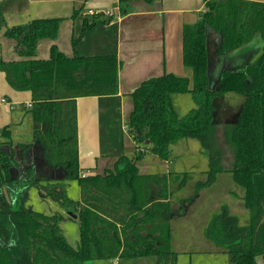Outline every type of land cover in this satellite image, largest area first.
I'll return each mask as SVG.
<instances>
[{
	"label": "trees",
	"instance_id": "16d2710c",
	"mask_svg": "<svg viewBox=\"0 0 264 264\" xmlns=\"http://www.w3.org/2000/svg\"><path fill=\"white\" fill-rule=\"evenodd\" d=\"M130 1L119 2V14L129 11ZM203 1L197 22L184 25L181 32L182 63L192 70V78L168 73L151 77L134 89L127 122V134L135 145L134 158L120 155L113 169L102 175H79L75 99L63 87L73 82L79 71L85 77L77 85L87 86L86 77L98 73L93 68L96 65H103L104 74L113 80L115 60L67 57L55 46L50 48L48 60L0 58V71L9 87L31 93L32 102L25 108L35 125L32 143L18 145L22 151L19 158L8 128L0 132V264H87L149 256L156 264H175L168 224L174 211L165 201L169 195L166 177L139 174L135 163L147 153L170 161L171 142L194 138L208 155L206 179L195 184V192L214 182L223 168L215 138L213 101L227 93L241 96L243 105L236 121L222 128L232 154L231 164L224 170L244 189L242 204L249 212V223L242 224L223 212L211 220L208 232L229 257L228 264H258V257L264 260V3ZM81 9L74 10L72 17ZM100 16L92 14L89 20H82L80 34L71 41L73 50ZM59 23L57 19L33 20L8 28L0 13V28L5 26L4 36L16 41L14 51L20 57L34 56L39 40L54 39ZM207 27L221 35L217 49L221 55L236 51L257 36L260 39L253 60L222 70L213 87L208 85ZM186 92L195 107L179 117L172 96ZM33 146L39 149L46 168L60 170L57 183H77L79 201L66 199L63 190L57 192L54 185L43 184L41 193L35 163L20 168L26 165L25 152ZM34 188L76 215V247L68 244L59 227L60 214L26 208L28 192ZM146 225H151L150 231Z\"/></svg>",
	"mask_w": 264,
	"mask_h": 264
},
{
	"label": "crops",
	"instance_id": "0c3cea01",
	"mask_svg": "<svg viewBox=\"0 0 264 264\" xmlns=\"http://www.w3.org/2000/svg\"><path fill=\"white\" fill-rule=\"evenodd\" d=\"M120 1L124 0H0V13L8 28L26 25L33 20L57 19L60 22L56 37L39 40L35 55L31 58L18 56L14 51L16 41L4 36L5 26L0 28V58L3 60H48L52 46L67 57L115 60L112 68L115 69L116 77L113 80L104 74L103 65H96L93 68L98 73L93 78L86 77L87 86L77 85L85 77L79 71L75 80L63 87L75 99L78 169L79 175L84 177L102 175L105 170H112L120 155L134 158L135 145L127 134V122L133 110L131 93L141 82L168 73L192 78V70L182 63L181 32L184 25L197 22L204 1L154 0L144 3L132 0L127 7L129 11L124 15L118 12ZM246 1L264 3V0ZM78 9L81 11L73 18L74 10ZM98 13L101 14L98 22L83 33L73 50L71 41L80 34L82 20L85 17L89 20L92 14ZM205 35L209 57L208 85L211 87L217 82L222 70L245 60H253L260 47V42L253 40L228 55H221L217 52L221 35L209 28H206ZM31 102V93L11 89L0 71V132L8 128L18 158L22 152L18 145L32 143L35 125L25 108ZM171 103L179 117L195 107L188 92L173 95ZM213 104V118L228 114L226 107L219 110L215 101ZM34 148L25 152L26 158L33 156ZM168 150L170 161L147 153L136 161L135 166L139 174L166 177L169 195L165 201L174 211L168 224L171 250L176 253L175 264H228L229 257L210 238L208 232L211 220L225 211L221 212L219 202L210 201L211 205L199 212L198 201L207 196L206 187L214 185L216 180L197 193L193 189L196 183L206 179L208 155L194 138L173 141ZM33 162L30 159L29 164ZM48 169H43L46 176L43 184L56 186L55 180L61 176L51 174ZM188 187L195 193L184 195ZM173 189L177 192H171ZM228 197L231 200L226 209L231 212L230 215L237 219L245 217L240 208L242 194L230 192ZM52 204L54 209L58 207L62 215L64 210L56 202ZM189 219H193V222L187 225L185 222ZM150 229L151 225H146V230ZM257 263L264 264V260L258 257ZM89 264H156V259L152 256L117 258L91 261Z\"/></svg>",
	"mask_w": 264,
	"mask_h": 264
},
{
	"label": "rangeland",
	"instance_id": "374dc122",
	"mask_svg": "<svg viewBox=\"0 0 264 264\" xmlns=\"http://www.w3.org/2000/svg\"><path fill=\"white\" fill-rule=\"evenodd\" d=\"M207 28L212 29L210 27H207ZM254 40L260 42V39L258 36ZM242 100L243 99L241 96L230 94V93L221 95L219 98L214 100L219 110L222 107H226V109H228V114L226 116H222L220 114L219 118H217V115L214 116L213 118V121L216 127L215 138L217 139V143L221 149V155H222L221 156V167L223 168V171L222 173H219L217 175L218 178H216V182L214 185L212 184L206 187L207 196L203 197L202 199L198 201L199 202L198 205L200 206L199 212L205 211L207 207L211 205L210 201H214V202H219L221 204L220 205L222 206L221 212L224 210L225 212L230 214L231 212L226 209L227 203L229 202V200H231L230 197H228L229 193L230 192L236 193L237 195L242 194L243 196L244 189L241 187H237L232 180V174L229 171L224 170L230 166L231 161H232V154H231L230 146L226 142V139L223 137V134H222V128L224 126L233 124L236 121L237 115L240 112L242 104H243ZM37 153H38V150H37ZM36 159L39 160L38 164L42 167L41 173L39 172L38 176H39V179L41 180L40 183H42L40 184V188H41L40 191L41 193H43V188H42L43 182H44L43 180H44V177L46 176H44L45 174L43 171V169L45 168V163H44V160L42 159L40 151ZM25 160L27 164L30 163V159L28 156L27 158L25 157ZM48 171L52 173L53 175L59 177V172H60L59 169L51 168L50 170L48 169ZM54 189L57 192H60L61 190H63V192L65 193L64 194L65 198L72 202H76L79 198L77 183L74 180L58 182L57 185L54 187ZM193 189L188 187V189H186V191L184 192V195L187 196L188 193L189 194L193 193L194 192ZM171 192L176 193L177 191L173 189ZM28 194L29 196L25 203L26 208H29L32 211H38V212L45 213L48 215L57 214L56 212H58L59 214L61 212L60 210H58V207L54 209V205L52 204L54 203L53 199H51L49 196H43L40 193H38L37 188L29 190ZM240 201L242 203V197L240 198ZM241 203H240L241 205L240 208L243 209L245 213V217H240L238 218V220L239 222L247 223L249 219L248 210ZM66 212L68 211L64 210L63 214L62 215L60 214L62 219L59 222V227L61 228V231L64 237L66 238V241L68 242V244H71L73 247H76L77 241H78L79 227H78L77 221L71 218L70 216H68ZM189 222H193V219H189L185 223L189 225ZM180 244L183 245L184 243H180ZM89 263L90 262H88L87 264Z\"/></svg>",
	"mask_w": 264,
	"mask_h": 264
},
{
	"label": "flooded vegetation",
	"instance_id": "af4514ba",
	"mask_svg": "<svg viewBox=\"0 0 264 264\" xmlns=\"http://www.w3.org/2000/svg\"><path fill=\"white\" fill-rule=\"evenodd\" d=\"M37 150H38V153H37ZM37 155H39V149L35 146L34 148V151H33V156H30L31 158L30 159H33V164L35 163V165L37 166V169L40 171L41 173V170H42V167L38 164L39 160L36 159ZM52 174V173H51ZM61 172H59V176H60Z\"/></svg>",
	"mask_w": 264,
	"mask_h": 264
},
{
	"label": "water",
	"instance_id": "95a60500",
	"mask_svg": "<svg viewBox=\"0 0 264 264\" xmlns=\"http://www.w3.org/2000/svg\"><path fill=\"white\" fill-rule=\"evenodd\" d=\"M208 69H209V67H208ZM27 166L28 165H23V166H20V168L23 169V168H25ZM67 215L70 216V217H72L73 219L76 218V215H74L71 211L67 212Z\"/></svg>",
	"mask_w": 264,
	"mask_h": 264
},
{
	"label": "built area",
	"instance_id": "2783aa9c",
	"mask_svg": "<svg viewBox=\"0 0 264 264\" xmlns=\"http://www.w3.org/2000/svg\"><path fill=\"white\" fill-rule=\"evenodd\" d=\"M29 105H27V107H28ZM82 177H84V176H82Z\"/></svg>",
	"mask_w": 264,
	"mask_h": 264
}]
</instances>
